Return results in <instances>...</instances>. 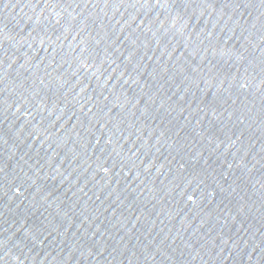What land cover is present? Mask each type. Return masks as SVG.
<instances>
[{"label":"water","instance_id":"95a60500","mask_svg":"<svg viewBox=\"0 0 264 264\" xmlns=\"http://www.w3.org/2000/svg\"><path fill=\"white\" fill-rule=\"evenodd\" d=\"M0 264H264V0H0Z\"/></svg>","mask_w":264,"mask_h":264}]
</instances>
